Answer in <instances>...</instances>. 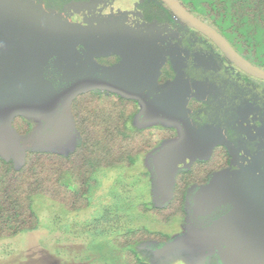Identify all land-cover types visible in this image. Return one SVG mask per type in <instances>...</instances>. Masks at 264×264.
I'll use <instances>...</instances> for the list:
<instances>
[{
    "label": "rangeland",
    "instance_id": "obj_1",
    "mask_svg": "<svg viewBox=\"0 0 264 264\" xmlns=\"http://www.w3.org/2000/svg\"><path fill=\"white\" fill-rule=\"evenodd\" d=\"M138 2L103 0L95 3V10L74 8L67 11L69 17L53 20L58 13L42 2L0 0L1 155L13 153L18 166L30 149L68 154L79 142L70 104L75 95L88 90L149 102L134 122L138 127L177 129L172 139L146 152L133 169L115 168L99 175L87 209L70 213L36 196L39 227L0 239V264H120L123 257L111 244L113 235L142 225L170 234L163 247L156 242L137 245L152 263L264 264V110L262 121L253 112V104H264V81L231 66L222 69V62L204 49L210 41L200 36L194 59L213 70L206 73L209 81L204 70L192 68L191 75L202 79L192 88L185 87L188 75L183 74L172 87L169 82L159 84L166 53H183L168 35L176 31L182 40L185 33L167 24L144 26ZM118 11L127 13L126 29L119 24L110 32L100 26L103 12ZM100 29L111 34L103 35ZM112 53L120 56L117 64L102 66L98 59ZM189 92L197 97L206 94L201 100L207 108L204 126L190 124L192 131L185 129L191 122ZM15 115L31 123L27 136L18 135L11 125ZM243 116L248 122H242ZM229 132L234 138L231 167L213 173L204 185L188 188L184 219L168 226L141 214L142 202L169 203L177 175L224 144ZM118 195H125V207L113 206ZM96 229L101 234L96 235Z\"/></svg>",
    "mask_w": 264,
    "mask_h": 264
},
{
    "label": "trees",
    "instance_id": "obj_2",
    "mask_svg": "<svg viewBox=\"0 0 264 264\" xmlns=\"http://www.w3.org/2000/svg\"><path fill=\"white\" fill-rule=\"evenodd\" d=\"M145 1L148 8H166L160 0ZM178 1L224 37L242 58L264 70V0ZM64 5L65 2H62L53 6L52 10L58 12ZM58 17L61 14L53 20ZM206 48L216 49H212L213 54L224 68H236L215 45H206ZM119 59L114 56L99 61L114 65ZM169 79L167 74L162 73L158 81L164 83ZM248 83L246 80L245 85ZM190 95L192 94L189 92L186 97H189L190 107L204 108L202 101ZM200 97L204 98L205 94ZM148 104L149 102L142 103L139 98H127L113 92H81L70 104L79 142L68 154L30 149L25 152L24 159L18 166L13 153L7 156L0 154V239L14 237L23 231L39 227L41 219L34 207L36 196L45 197L70 213L87 209L99 185V175L115 168L133 169L146 152L172 139L177 133L174 126L138 127L134 123ZM205 109L207 110L206 106ZM204 123H198L199 127L204 126ZM11 125L20 136H27L31 131V123L20 115L12 118ZM227 134L230 137L226 138L224 144L214 147L207 158L198 159L201 161H195L188 170L178 174L174 196L169 203L154 206L142 202L139 205L141 214L158 224L168 226L178 219H184L187 215L184 205L188 188L193 184L204 185L213 173L231 167L234 154L230 146L234 138L230 132ZM113 206L125 207V195H118ZM94 233L98 235L101 231L96 229ZM170 239L169 233L142 225L124 232H115L111 244L122 253L123 260L120 264H157L142 257L137 245L152 241L163 247Z\"/></svg>",
    "mask_w": 264,
    "mask_h": 264
},
{
    "label": "flooded vegetation",
    "instance_id": "obj_3",
    "mask_svg": "<svg viewBox=\"0 0 264 264\" xmlns=\"http://www.w3.org/2000/svg\"><path fill=\"white\" fill-rule=\"evenodd\" d=\"M36 1L42 2L43 5H44V7L46 9H48V10H52L53 6H56V5H58V4L62 3V2H65V5L60 9V11L57 12L58 15L61 14V18H64V19L67 18V17H69L68 16L69 13H67V11H71L74 8L76 10H82V9H88V8H93L95 10V3H97L98 5H100L101 3H103V0L102 1H99V0H63L61 2H57V0H56V2L54 4H52L53 3L52 0H36ZM104 3L106 4V2H104ZM105 4L102 5V10L103 11H104L103 7L105 6ZM162 4L166 8H161V7L160 8H156V9L148 8L147 7V2L145 0H139V2L136 4L137 5V8L144 13V18L142 20V24L144 26H149V24H147V23H150L151 25H155V26H158L156 24H159V25H161V24H163V25L164 24H167L170 27L171 30H177V31L182 30L185 33V38L182 39V40H180V38H178L179 35L176 33V31H174V35L173 36L172 35H168V38H171L172 41H175L176 45H180L181 50H182L183 53L180 56L179 54L174 55V54H168V53L165 52L167 55L164 56V59H166L167 61L164 60V63H161V66L159 68L160 73H159V76L157 78V82L159 84H162V85L169 82L170 83V87H172L173 83L177 80V78L180 76V74H183L184 77L186 75H188V78H186L187 84L185 85V87L187 86L189 88H192L191 87L192 85H194L195 83H197V81L202 80V79L198 80L199 79L198 76H192L191 75L192 68L204 70L205 73L203 75L205 77V80H208L209 81V79H207L206 76L210 72H212L213 70H209L208 68H206L205 65L204 66L203 65H200V64L197 65L196 64V59H194L195 58L194 57L195 54L193 53V52L197 51V47L196 46L198 44V41H199L200 36H204V35H202L198 31L194 30L193 28L187 27L184 24H182L179 20H177L175 18V16L171 12V10L164 3H162ZM74 12H76V11H74ZM96 12L99 13L100 10L99 11H96ZM105 13L106 12H103V14L101 16V22H102V24L100 26H106V27H108V30L110 32H112L114 30V28H117V26L119 24H120V26L123 25V27L125 29L127 28V25L128 24H124V22H127V20H126L127 19V17H126L127 13L126 12L118 11V12H113V13L112 12H107L106 14ZM91 15H92V12H91ZM110 22H111V24H110ZM153 23H156V24H153ZM109 24H110V26H108ZM97 31L99 33V29L98 28H97ZM100 32L103 35L111 34L110 32L109 33L108 32H105L103 29H100ZM189 32L193 33L194 34V37ZM204 37H206V36H204ZM209 41H210L209 46L215 45V44H213V42L211 40H209ZM164 42H165V40L163 39V43ZM204 49L206 51H211L212 54H213L212 49H214V48H209L208 49V48L205 47ZM217 49H219V48L217 47ZM164 50H165V46H163V51ZM171 50H173V49H171ZM214 50H216V49H214ZM186 51H188V52H186ZM170 53H171V51H170ZM185 53H187L189 55V58L185 59L187 57V55ZM112 54L113 55L108 56V57H104V58H106L108 60V58H113L114 56H117L118 58L120 57V56H118V54H114V53H112ZM192 56H193V58H192ZM213 56H215V55L213 54ZM100 59H102V58H99L98 61ZM183 60H187V65H181V63H182ZM99 63L102 64L101 62H99ZM114 65L108 64V63L102 64V66H107V67H111V66H114ZM221 68L222 69H225V70L226 69L227 70L229 69V67H227V66H225V68H224V66H221ZM221 68H220V70H221ZM236 68H238V67H236ZM26 70H27V68L25 69V71ZM207 72H208V74H206ZM162 73L163 74H167L169 76V78H170L169 80H167L164 83L163 82L161 83V82L158 81V79H159V77H160V75ZM201 77H203V76H201ZM209 84L210 85H214V86H218V87L220 86L216 82H209ZM122 96L127 97L125 95H122ZM190 96L194 97L195 95L192 94ZM205 96H206V94H205ZM127 98H136V97L129 96ZM194 98H197L198 101H200V102H201V100L206 99L205 97L202 98V97H197V96H195ZM160 105H161V109L164 110L165 105L163 104V102L160 103ZM253 105L255 107L253 109L254 114H256L257 119H259V120L262 121L263 120V117L260 116V115L263 114L264 104H259V105L253 104ZM194 108L195 107H191V110H192L191 113H190L191 122L189 123V125L190 124L191 125H197L200 122H202V123L205 122V119H206V117H205V111H204L205 108H200V109H196V108L194 109ZM234 112H235V110H234ZM203 115H204V117H202ZM243 117H244V119H243L242 122H245V123L248 122L246 120V116H243ZM262 122H264V121H262ZM187 126L185 125V129H187L188 131H192L191 128H188ZM254 153H256V152L252 151V153L250 155L253 156V157H255L256 155H253ZM211 177H212V175H211Z\"/></svg>",
    "mask_w": 264,
    "mask_h": 264
},
{
    "label": "water",
    "instance_id": "obj_4",
    "mask_svg": "<svg viewBox=\"0 0 264 264\" xmlns=\"http://www.w3.org/2000/svg\"><path fill=\"white\" fill-rule=\"evenodd\" d=\"M160 1L171 10L177 20L211 40L234 66L254 78L264 80L263 69L251 64L245 58H242V55L225 41L217 31L208 26L201 19L197 18L194 14L190 13L178 0Z\"/></svg>",
    "mask_w": 264,
    "mask_h": 264
},
{
    "label": "clouds",
    "instance_id": "obj_5",
    "mask_svg": "<svg viewBox=\"0 0 264 264\" xmlns=\"http://www.w3.org/2000/svg\"><path fill=\"white\" fill-rule=\"evenodd\" d=\"M163 3V2H162ZM181 3V2H180ZM182 4V3H181ZM184 6V5H183ZM185 7V6H184ZM186 8V7H185ZM190 12V11H189ZM191 13V12H190ZM193 14V13H192ZM197 17V16H196ZM200 19V18H199ZM203 21V20H202ZM204 22V21H203ZM206 23V22H205ZM183 24V23H182ZM186 26V25H185ZM188 27V26H187ZM224 38V37H223ZM214 44V43H213ZM231 62V61H230ZM100 91V90H99ZM76 96V95H75ZM178 176V175H177ZM177 178V177H176ZM152 242V241H151Z\"/></svg>",
    "mask_w": 264,
    "mask_h": 264
}]
</instances>
